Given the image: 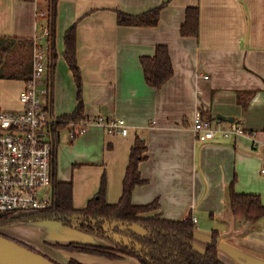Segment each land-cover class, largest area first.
I'll return each instance as SVG.
<instances>
[{
  "label": "crops",
  "instance_id": "obj_1",
  "mask_svg": "<svg viewBox=\"0 0 264 264\" xmlns=\"http://www.w3.org/2000/svg\"><path fill=\"white\" fill-rule=\"evenodd\" d=\"M165 1L156 26L117 23L118 10L137 14ZM48 4L0 0V36L34 41L42 31L39 14L46 13ZM195 5L199 35L184 37L180 26L185 9ZM72 24L83 115L118 116L130 125L126 136L108 134L98 125L74 139L66 125L53 133L56 177L72 183L73 206H86L102 175L107 202L119 200L130 148L139 135L147 146L146 158L139 163L145 183L135 186L133 204L157 199V212L164 218L180 220L191 214L196 220L194 244L203 249L211 231L217 230V254L224 264H264V217L248 221L232 215L226 195L234 180L235 191L258 194L264 205V0H57V60L51 85L57 117L71 113L77 104L73 74L63 58L64 34ZM157 44L167 45L173 65L172 77L159 89L146 84L140 63V56L152 55ZM23 47L17 49L18 56L24 54ZM0 79L17 82L12 93L0 94V107L19 108L25 81ZM200 111L224 127H241L254 135L217 134L200 141L192 130ZM63 131L65 145L59 146ZM52 227L64 237L45 239L49 246L43 244L39 252L59 264L70 259L142 264L132 256L113 260L55 248L51 244L71 240L112 247L115 243L57 222Z\"/></svg>",
  "mask_w": 264,
  "mask_h": 264
},
{
  "label": "trees",
  "instance_id": "obj_2",
  "mask_svg": "<svg viewBox=\"0 0 264 264\" xmlns=\"http://www.w3.org/2000/svg\"><path fill=\"white\" fill-rule=\"evenodd\" d=\"M168 3L165 1L158 6L147 9L141 13L131 14L116 11V20L119 25L153 27L159 22L160 13ZM44 24L49 25L50 34L47 38L50 44L48 74L49 85L53 83L54 68L57 60L55 47L57 0H49ZM180 34L184 37L199 35V6H187L184 22L180 26ZM63 58L71 70L77 88V104L71 113L60 116L61 122L54 125L56 132L65 127L69 120L78 119L84 112L82 99V75L76 56V25L72 24L64 34ZM24 44L25 46H21ZM34 41L32 39H16L0 36V78L20 79L28 81L32 77L30 53ZM23 47L24 54L17 55V49ZM28 51V52H27ZM140 63L147 85L159 89L173 75V65L169 48L165 44H157L152 55L140 56ZM52 103V95L50 100ZM202 116L204 112L200 111ZM56 139L53 140V205L49 209L29 211L18 214H0V224L10 221L38 222L46 220L60 221L65 226H73L72 216H78L80 223L76 229L105 240L112 241L105 233V223L122 222L124 224L137 223L147 233L137 234L130 230L112 229L113 233L129 237L131 243H115V246L91 244L79 241H69L65 244H51L55 248H63L70 252H80L108 259H124L127 256L137 258L142 264H224L217 254L218 231L212 230L210 243L205 251L199 252L194 248V234L196 223L191 214L180 220L167 219L157 212L159 202L157 199L146 204H133L132 192L135 186L145 183L139 171V163L146 158V141L136 135L130 148L128 164L122 181V193L119 200L109 203L106 199L107 183L102 175L97 193L88 200L83 208H75L72 202V183L58 181L56 177ZM232 180L226 189L228 206L232 215L248 221H257L264 217V205L258 194L237 192ZM77 220V223H78ZM32 250L31 246L14 238L1 234ZM139 245V246H137ZM67 264H83L70 259Z\"/></svg>",
  "mask_w": 264,
  "mask_h": 264
},
{
  "label": "built area",
  "instance_id": "obj_3",
  "mask_svg": "<svg viewBox=\"0 0 264 264\" xmlns=\"http://www.w3.org/2000/svg\"><path fill=\"white\" fill-rule=\"evenodd\" d=\"M45 17V12H40ZM47 24L35 38L31 53L32 77L18 94L17 109L0 107V214H18L49 209L53 205V126L61 122L51 107V86L46 77L50 44ZM102 126L108 134L126 136L130 125L118 116L81 115L66 122L69 136L85 133L92 126ZM192 130L200 141L217 134H248L241 127H224L217 119L197 112ZM264 174V164L261 166ZM195 222V218H192Z\"/></svg>",
  "mask_w": 264,
  "mask_h": 264
},
{
  "label": "water",
  "instance_id": "obj_4",
  "mask_svg": "<svg viewBox=\"0 0 264 264\" xmlns=\"http://www.w3.org/2000/svg\"><path fill=\"white\" fill-rule=\"evenodd\" d=\"M72 217L74 218L75 215ZM38 222L39 223L42 222L41 224H45V225H52L53 223L57 222L59 223V225H63L60 221H55V220H46V221H38ZM79 223L80 221L78 220V224ZM76 226L77 224L73 223V226L70 227L76 228ZM114 227H118V229L122 231L130 230L141 235H145L147 233V231L137 223L124 224L122 222H112L110 224L105 225V228L107 229L105 235L111 238V240L115 243L128 244L131 243L132 240L129 237L120 235L118 233H113L112 229ZM209 243H210V237L208 239L207 244ZM194 248L202 253L205 251V248L203 249L201 247H197L195 244H194ZM0 264H59V263L47 258L39 251L32 250L22 244L17 243L12 239L0 235Z\"/></svg>",
  "mask_w": 264,
  "mask_h": 264
},
{
  "label": "rangeland",
  "instance_id": "obj_5",
  "mask_svg": "<svg viewBox=\"0 0 264 264\" xmlns=\"http://www.w3.org/2000/svg\"><path fill=\"white\" fill-rule=\"evenodd\" d=\"M39 17L42 18L43 23H44L45 18L40 16V15H39ZM43 23H41V24H43ZM16 86H17L16 81L0 79V94L5 96L8 93H12L14 91V88H16ZM65 136H66V133L64 131L61 132V138L59 141V143H60L59 146L65 145V141H64ZM9 216H12V214H10ZM104 225H107V224H104ZM59 231H60V229L55 231V229L52 227V225H45V224L43 225V224H40L38 222L10 221L8 223L0 224V233L1 234H4V235L11 237V238H14V239H16V240H18L24 244L31 246L34 249H37L38 251L44 250L43 244L49 246L48 240H45V239L53 238V239H57V240H62V238L64 236L59 235V233H58ZM45 256L47 258L53 260L52 257H48L47 255H45Z\"/></svg>",
  "mask_w": 264,
  "mask_h": 264
},
{
  "label": "flooded vegetation",
  "instance_id": "obj_6",
  "mask_svg": "<svg viewBox=\"0 0 264 264\" xmlns=\"http://www.w3.org/2000/svg\"><path fill=\"white\" fill-rule=\"evenodd\" d=\"M77 219H78V216H75L74 218L72 217V220L73 221H76L77 222ZM36 250V249H35ZM37 251V250H36Z\"/></svg>",
  "mask_w": 264,
  "mask_h": 264
}]
</instances>
